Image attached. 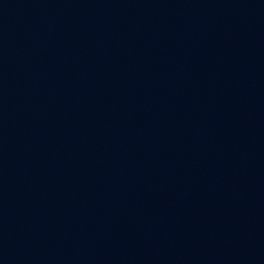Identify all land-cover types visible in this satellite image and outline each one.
<instances>
[{
  "label": "water",
  "instance_id": "water-1",
  "mask_svg": "<svg viewBox=\"0 0 264 264\" xmlns=\"http://www.w3.org/2000/svg\"><path fill=\"white\" fill-rule=\"evenodd\" d=\"M54 111V0H0V264L42 263Z\"/></svg>",
  "mask_w": 264,
  "mask_h": 264
}]
</instances>
